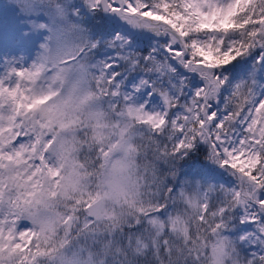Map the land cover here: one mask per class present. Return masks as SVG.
<instances>
[{
  "label": "snow or ice",
  "instance_id": "6c2138e0",
  "mask_svg": "<svg viewBox=\"0 0 264 264\" xmlns=\"http://www.w3.org/2000/svg\"><path fill=\"white\" fill-rule=\"evenodd\" d=\"M0 264H264V0H0Z\"/></svg>",
  "mask_w": 264,
  "mask_h": 264
}]
</instances>
